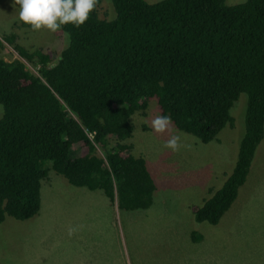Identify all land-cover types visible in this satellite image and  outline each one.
Returning a JSON list of instances; mask_svg holds the SVG:
<instances>
[{
    "label": "trees",
    "instance_id": "16d2710c",
    "mask_svg": "<svg viewBox=\"0 0 264 264\" xmlns=\"http://www.w3.org/2000/svg\"><path fill=\"white\" fill-rule=\"evenodd\" d=\"M109 2L112 17L99 16L98 0L83 25L55 32L70 33V41L54 60L49 51L17 44L14 34L0 40V225L38 213L50 171L73 187L102 192L121 211L147 210L156 187L127 143L131 118L145 115L154 99L177 130L208 144L233 127L230 110L244 94L235 165L192 207L196 223L216 226L264 138V0ZM5 44L22 61H5Z\"/></svg>",
    "mask_w": 264,
    "mask_h": 264
},
{
    "label": "rangeland",
    "instance_id": "374dc122",
    "mask_svg": "<svg viewBox=\"0 0 264 264\" xmlns=\"http://www.w3.org/2000/svg\"><path fill=\"white\" fill-rule=\"evenodd\" d=\"M19 11L15 0H0V40L14 34L25 49L49 51L56 59L67 45L66 36L32 30L20 21ZM113 12L109 0H101L99 16L110 18ZM2 58L21 60L6 44ZM245 109L241 94L230 110L233 127L226 126L203 144L173 125L170 132H154L151 120L160 110L152 99L145 115L131 118L134 131L127 141L131 153L144 158L154 181L151 206L121 211L102 192L73 187L50 171L41 186L38 213L24 221L5 217L1 223L0 264H264V138L245 184L219 224L196 223L192 214V207L209 197L208 190H218L231 173L244 134ZM2 113L0 105V118ZM173 134L181 137L178 152L163 147ZM70 226L82 227L69 237ZM192 233L203 239L192 242Z\"/></svg>",
    "mask_w": 264,
    "mask_h": 264
},
{
    "label": "clouds",
    "instance_id": "9594fccd",
    "mask_svg": "<svg viewBox=\"0 0 264 264\" xmlns=\"http://www.w3.org/2000/svg\"><path fill=\"white\" fill-rule=\"evenodd\" d=\"M15 4L20 6V21L32 30L47 29L55 33L67 24L76 27L83 25L96 9L98 0H15ZM65 36L70 41V33H65ZM171 125V117L167 115H157L151 120V127L158 134L170 132ZM163 147L172 152L180 151L183 147L181 137L170 135ZM80 227L70 226L68 236L74 235Z\"/></svg>",
    "mask_w": 264,
    "mask_h": 264
},
{
    "label": "built area",
    "instance_id": "2783aa9c",
    "mask_svg": "<svg viewBox=\"0 0 264 264\" xmlns=\"http://www.w3.org/2000/svg\"><path fill=\"white\" fill-rule=\"evenodd\" d=\"M91 137V136H90Z\"/></svg>",
    "mask_w": 264,
    "mask_h": 264
}]
</instances>
